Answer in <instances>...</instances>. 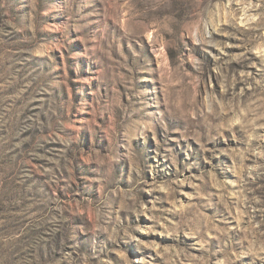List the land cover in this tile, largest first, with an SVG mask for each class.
I'll use <instances>...</instances> for the list:
<instances>
[{
	"label": "rangeland",
	"instance_id": "rangeland-1",
	"mask_svg": "<svg viewBox=\"0 0 264 264\" xmlns=\"http://www.w3.org/2000/svg\"><path fill=\"white\" fill-rule=\"evenodd\" d=\"M0 264H264V0H0Z\"/></svg>",
	"mask_w": 264,
	"mask_h": 264
}]
</instances>
